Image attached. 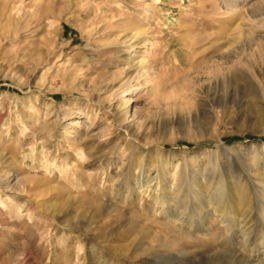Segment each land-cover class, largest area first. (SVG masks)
Returning <instances> with one entry per match:
<instances>
[{"label": "rangeland", "instance_id": "rangeland-1", "mask_svg": "<svg viewBox=\"0 0 264 264\" xmlns=\"http://www.w3.org/2000/svg\"><path fill=\"white\" fill-rule=\"evenodd\" d=\"M261 185L264 0H0V264H264Z\"/></svg>", "mask_w": 264, "mask_h": 264}, {"label": "bare ground", "instance_id": "bare-ground-1", "mask_svg": "<svg viewBox=\"0 0 264 264\" xmlns=\"http://www.w3.org/2000/svg\"><path fill=\"white\" fill-rule=\"evenodd\" d=\"M130 101H131V99L130 98H127L126 102H124L125 106L128 105V103ZM261 191L264 192V186H262V185H261ZM165 195L166 194H163L159 199H157V198L155 199V201L157 203H160L161 204V207L162 208H163V204H167L168 203V200H169L168 198L165 197ZM164 212L166 213V216L167 217H169V218L171 217V216H169V214H168V212L166 210H164ZM171 219H173V218L171 217Z\"/></svg>", "mask_w": 264, "mask_h": 264}]
</instances>
